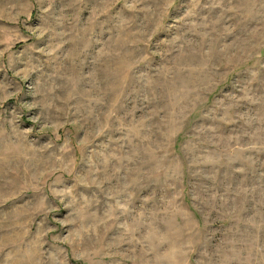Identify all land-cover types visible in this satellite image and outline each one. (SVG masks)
<instances>
[{
    "label": "rangeland",
    "instance_id": "374dc122",
    "mask_svg": "<svg viewBox=\"0 0 264 264\" xmlns=\"http://www.w3.org/2000/svg\"><path fill=\"white\" fill-rule=\"evenodd\" d=\"M0 264H264V0H0Z\"/></svg>",
    "mask_w": 264,
    "mask_h": 264
}]
</instances>
